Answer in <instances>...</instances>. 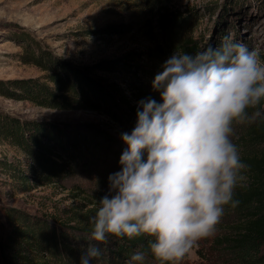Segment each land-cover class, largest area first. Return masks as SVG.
I'll return each instance as SVG.
<instances>
[{
	"label": "clouds",
	"instance_id": "1",
	"mask_svg": "<svg viewBox=\"0 0 264 264\" xmlns=\"http://www.w3.org/2000/svg\"><path fill=\"white\" fill-rule=\"evenodd\" d=\"M194 53L177 49L152 81L161 102L141 100L137 123L121 134L120 170L90 217L81 264L99 260L110 237H147L126 264H179L212 236L225 207L236 208L247 165L233 142L234 125L264 111V59L230 34Z\"/></svg>",
	"mask_w": 264,
	"mask_h": 264
},
{
	"label": "rangeland",
	"instance_id": "2",
	"mask_svg": "<svg viewBox=\"0 0 264 264\" xmlns=\"http://www.w3.org/2000/svg\"><path fill=\"white\" fill-rule=\"evenodd\" d=\"M160 9L190 11L186 30L200 47L215 46L220 36L230 34L234 41L246 43L249 50L255 49L264 59V0H168L154 8L143 0H0V112L20 119L51 122L69 134L82 137L104 126L118 139L105 156H95L92 165L81 160L73 174L23 189L7 168L18 164L24 170L31 162L30 157L9 138L0 135V236H5L11 227L9 208L65 225H90L97 199L108 191V177L120 170V156L127 147L121 139L123 132L119 133L116 124L101 112L50 108L28 98L8 95L11 88L20 90L18 80H45L48 69L24 58L35 46L78 65L136 51L142 55L140 63L157 73L169 57L149 59L144 52L159 51L157 45H165L155 20ZM111 23H123L128 29L124 32L102 29ZM96 73L118 81L125 77L120 72ZM156 73L141 74V80L151 86ZM241 127L234 125V143ZM235 218V214L225 211L215 233L198 241L179 264H227L224 250L217 249L213 240ZM149 259L145 264H156ZM127 261L119 262L104 253L93 262L126 264Z\"/></svg>",
	"mask_w": 264,
	"mask_h": 264
},
{
	"label": "trees",
	"instance_id": "3",
	"mask_svg": "<svg viewBox=\"0 0 264 264\" xmlns=\"http://www.w3.org/2000/svg\"><path fill=\"white\" fill-rule=\"evenodd\" d=\"M143 1L154 8L168 0ZM190 15V11L160 9L155 20L165 45H157L159 51L147 50L145 55L149 59L163 58L172 56L177 49L189 53L202 49L186 30ZM102 29L124 32L128 28L123 23H111ZM30 51L24 60L48 69L45 80H18L20 90L7 89L8 95L28 98L50 108L96 110L111 119L119 133H130L135 127L141 100L151 97L161 102L152 85L141 80V74L156 72L148 71L140 63L142 55L136 51L87 65L73 64L36 46ZM96 71L120 72L125 77L118 81ZM241 125L235 143L242 163L247 165L242 173L247 177L246 186L236 189L239 206L225 207L226 212L236 215L235 220L226 223V230L213 242L217 249L224 250L227 264H259L264 261V111L255 123ZM0 135L30 157L31 162L24 170L18 164L7 168L23 189L59 181L73 174L82 161L92 165L95 156H105L118 140L104 126L82 137L51 122L20 119L2 112ZM8 214L11 227L5 236H0V264H81V256L90 242V225H65L16 208H9ZM147 243V237L131 240L110 237L99 246L103 254L120 262L129 260L134 251L145 249ZM149 257L154 261L151 256L147 260Z\"/></svg>",
	"mask_w": 264,
	"mask_h": 264
}]
</instances>
